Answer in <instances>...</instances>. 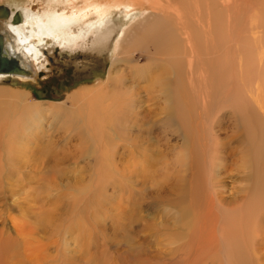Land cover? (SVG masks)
<instances>
[{"label": "rangeland", "instance_id": "rangeland-1", "mask_svg": "<svg viewBox=\"0 0 264 264\" xmlns=\"http://www.w3.org/2000/svg\"><path fill=\"white\" fill-rule=\"evenodd\" d=\"M86 1L77 0L78 8ZM108 1L110 10L102 23L92 12L95 25L91 30L81 32L74 25L64 35V41L53 36L42 40L35 36L30 40L38 60L23 52L36 71V79L0 78V264H227L226 257L232 264L244 260L245 264H264V252L262 258L254 253L250 244L252 233L247 230L251 218L246 205L252 200L249 196L253 172L237 108L220 104L209 122V136L213 134L216 150L224 158L217 169V192L222 210L228 213L224 215L228 218L227 230L230 231L232 220L236 223L230 234L223 231L219 237L218 225L213 232L212 221L205 241L199 244V204L191 202L194 207L183 210L191 200V191L202 195L197 203L208 202L207 175L202 170L194 175L196 179L192 178L190 170L180 168L178 163L186 153L188 137L197 140L199 153L205 154V115L210 116L216 98L221 100L234 91L255 116L245 124L249 131L253 133L258 123L264 126L263 116H258L257 110L260 104L264 106V52L258 54L264 49V43H260L264 36V0H115L119 4ZM59 3L0 0V6L23 17L26 10L40 15L57 12ZM122 13L125 15H118ZM199 18L201 30L207 34L200 31L204 35L202 46L206 48L207 43L209 47L204 58L206 67L202 61L199 64L201 54L196 50L192 53L186 39L189 34L191 40L197 35ZM234 18L242 26L241 41L246 44L256 40V48H249L254 52L250 56H260V60L252 61L251 67L250 62L242 60L246 50H237L239 41L230 40L228 30ZM144 19L159 20L156 23L170 28V36H177L171 40L177 39V47H181L174 66L177 72H172L179 74L180 85L175 90L184 98L183 108L188 115L183 128L165 114L162 92L167 76L158 82L165 57L156 56L151 45L131 50L132 60L128 64L126 57L120 59L123 55H116L122 31L143 23ZM18 46L23 50L19 43ZM134 65L146 70L131 78L128 68ZM155 75L158 77L154 78ZM208 77L212 84L199 85ZM146 80L154 83L147 87ZM100 88H104V96L110 97L102 96L93 104L95 108L90 106L93 121L89 120V129L86 130L81 114L77 115L79 118L69 115L61 120L53 116L50 105L66 104L78 92L90 89L95 93ZM121 99L138 101V111L142 113L152 110L153 117L148 111L149 116L146 114L152 119L145 117L135 122L119 116L116 112L120 107L128 105ZM28 103L40 104L42 115L38 119L25 114ZM110 108L113 114L107 111ZM21 129H26L25 143L17 142V131ZM187 152L195 166L196 154ZM146 161L154 163L153 167L146 166ZM201 165L204 167L203 162ZM165 174L175 176L160 178ZM154 178L160 179L158 186L153 185ZM182 189L188 201L177 198ZM228 235H232L230 239ZM225 238L228 246L222 243ZM241 246L244 250H236Z\"/></svg>", "mask_w": 264, "mask_h": 264}, {"label": "bare ground", "instance_id": "bare-ground-1", "mask_svg": "<svg viewBox=\"0 0 264 264\" xmlns=\"http://www.w3.org/2000/svg\"><path fill=\"white\" fill-rule=\"evenodd\" d=\"M58 1L61 3H59L57 5V7H58L57 12H53L50 14L44 13V14L40 15V14H36V13L29 12L28 10H26L24 17L18 13L13 14L12 11H10L5 6H0V47L2 50V55L4 57H6V59L12 61L9 69H2L0 71V78L13 77V78H17L18 80H21V81H30V80L36 79L35 78L36 77V71H35L32 63L30 62V60L26 56V54H27L34 61L38 60V52L36 51L35 46L30 42V40L33 39V37L35 38V36H36L38 39H41V38H44L46 36H53L57 40H59L60 38H63L65 34L67 36V34L70 33L68 31H70L74 25H75V27H76V25L78 27H80L81 32L84 29L88 30V29L92 28L93 25H95V24H92L93 23L92 22V12H94L95 14L98 15V18H96V19H98L97 21H100L102 23V21H103L102 18H104V15L107 13L108 10H110L109 7L111 6V5H109V3H111V2H109L108 0H106L103 3L101 2V0H99V1H97V0L96 1L95 0H87L86 1L85 0L86 1L85 5L83 7H81V9H79L78 5H77L78 4L77 0H68V1L67 0H58ZM112 2H115V0H112ZM62 3L65 5H63ZM115 3H118V2H115ZM115 3H113V4H115ZM121 7H122V5H121ZM116 9L118 10L119 8H116ZM114 11H115V9H114ZM119 13H121V11ZM110 14L111 13H109V15ZM123 14L125 15V13L118 14V15L122 16ZM105 18H106V16H105ZM180 18L181 17H178L177 19L180 21ZM200 19L201 18H199L197 20V23L201 25L199 28L196 29V31L198 32L197 35H194L193 40H191L192 36L189 34L186 39L188 40L189 50H191L192 53L194 52V50L198 51L201 54V57L198 56L199 57L198 62H199V64H201V61H202L203 66L206 67V63L204 61V58H206V55H208V48L209 47H208L207 43H206V48H203V46H202V44L204 43L202 37L204 35H207V34H206V32L205 33L203 32L204 30H201L202 23L200 22L201 21ZM238 20L239 19L234 18V21H231V22H234V24L230 23L231 28H229V30H228L229 35H230V40H231V42H232V40L237 41V42L239 41L240 44H238V45H240V46L237 48V50L238 49L246 50L243 53H247V54H246L245 58H242V60L246 59V62H250V67H251L252 61L255 60V62H256V61L260 60V56H257V57H255V55L250 56L254 52L251 51L249 48H256L257 43H256V40H254V39L249 41V42H246V44H244V41H241L242 39H240V38L242 37V35H241L242 26L239 24ZM22 22H23V25H20V23H22ZM156 22H160V21L159 20H153V19L147 21L144 19L143 23H140L139 25L137 24L136 26H134L128 30L122 31V34L116 43V47H115L116 48L115 49L116 55L120 56L122 54L123 56H121L119 58L121 59L122 57H126V58H124V61H126L128 64L132 60V54L133 53H131V50L134 51L135 49H137V47L145 48V47H147V45H151L155 50L154 54H156V56L161 54L165 57V59H164L165 64L164 63H163V65L160 64V68H159L160 77L155 75L154 78L158 77V82H159L160 80H164L166 78L165 75L167 76V79L163 81L165 91L162 92L165 95V98H164L165 103L163 102L164 106H165V108H164L165 114L169 119L174 120V122H176V124L179 127L183 128V126L186 125V122L188 120V115L185 112V108H183V106H184L183 99L184 98L182 99L179 96V94L176 92L177 90H175L180 85L179 74L172 72L175 69V67H174L176 65L175 60H178L180 58L181 47L180 48L177 47V43H176L177 39L171 40L173 38V36L175 37V35L170 36V31H171L170 28L167 29V26H164L162 23H156ZM179 23H182V22H179ZM190 27L191 26H189V29H190ZM239 30H240V34L238 33ZM200 31H202L204 33V35H201ZM175 33H177V32H175ZM209 36H207V37L209 38ZM53 37H51V38H53ZM244 39H246V38L244 37ZM62 40L64 41V38L61 39V41ZM196 42L199 44L197 45ZM261 42L264 43V36L261 37L260 43ZM18 43L21 45L23 50L20 49V47L18 46ZM126 44H127V46H126ZM247 46H248V49H246ZM128 47H129V49L131 47V49L129 51H126L125 49H128ZM124 50L126 51V53H124L125 52ZM263 52H264V49H261L260 52H258V54L260 55ZM154 54H152V56ZM238 56H239V54H238ZM202 57H203V60H201ZM146 58L147 59L150 58V60H151L150 56H146ZM236 58L237 57H235V59ZM156 62H153V63L155 64ZM167 62H168V64H167ZM154 64H153V66H154ZM207 65L212 68L211 63H208ZM246 65L247 64H245V66ZM253 65H255V64L253 63ZM139 67L137 65H134V67L132 66V68H128L129 69V76L131 78H132V76H134V74H136V75L141 74L142 75L145 72L146 69L144 67L143 68H139ZM168 68L170 71L168 70ZM192 68H195V65L193 67H191V69ZM260 68H261V66H260ZM113 70H116L115 66H114ZM175 71H176V69H175ZM207 71H208V69H207ZM169 75H171L174 78V80H172L171 79L172 77H169ZM192 76H194V74ZM112 78L113 77L110 74V81H112ZM152 83H154V82H151V80L150 81L146 80L145 86L150 87L152 85ZM200 83L201 84H199V85H202V84L207 85V83L212 84L213 81L211 79H209V77H208V79L206 78V80H202V82H200ZM102 89H104V88H100L95 93H94V91L91 92L90 89L89 90L86 89V90H83L81 93L78 92L74 96L70 97L68 99V101L66 102V104L61 103V105H57V104L50 105V107L53 111V116L56 119L61 120L63 118H66L69 115L77 116V115L81 114V116L85 119V122H86V123H84V126L87 124L86 130L89 129L88 123H90L89 120H92L91 113H92V109H93V108H90V106L92 105V107L95 108V106H93L95 101L101 100L102 96H104ZM129 89H131V86H129ZM212 92H213V90H212ZM126 93H128V92H126ZM131 95H134V94H131ZM108 96L109 95H105L104 97H108ZM187 98H188V94H186L185 100ZM129 99L126 100V102L124 101V99L120 100L122 103H126V104L128 103V105H126L125 107H120V110L116 112V113H118L119 116H121V117L123 116L125 119L127 118L128 121H131V120L135 121L136 119H137L136 121H138V119H141V118L145 119V117H147L146 114L148 116L150 114V116L153 117V115L151 113V111H152L151 108H150L151 111H148V109H147L149 114L147 113V111H144L142 113V112L138 111V105H139L138 103L139 102L135 101V100H129ZM239 99H240V96H237V93H235L234 91L230 92L228 95H225L224 97H222L221 100H218V98H216V100L212 99V100L216 101V104L212 105L211 109L209 110L210 116L207 117L208 115L207 116L205 115V117H206L205 121L207 122L206 124L208 126V128H206V130H205L208 133V136H207L208 137V144L206 147L205 154L199 153V151H198V145L199 144L196 142L197 140L195 141V139H193V137L192 138L188 137V143L186 142L185 145H186V147H187L186 149L188 151L192 152L193 154H196L195 159H194L195 166H194V163H192L189 160V154H188L187 150H185L186 151L185 155L182 157L181 160L179 159L180 161H178V163L180 162V168L186 167V169L190 170V175L192 176V178H195L194 175L197 176V174L200 171L202 172V170L205 172V175H207L206 182H207V186L209 188L210 197H209L207 203H197V202H201L199 199L202 195H197L195 192L191 191V193H192V196L190 195L191 200L188 202V206H186L183 211H189V209H192L191 207H194L195 204H199V206H197L198 211H199L198 215L200 216V218H202L201 223H200L201 226H200V230H199L200 237H201V239L199 240L200 245H201V243H203L205 241L204 236L208 234V230L210 229V227L212 225V221H215V223L213 224V232L216 230V226L218 225L217 227L219 228V231H217V232H219L218 233L219 237H221V234L223 233V231L226 234L227 233L230 234V231L233 229L232 226H234V227L236 226L235 221L232 220L230 231L227 230L228 218L225 217L224 215H228V213H226V210H222L223 209V206H222L223 203H221L219 193L217 192L218 191V188H217V174H218L217 172L218 171H217V169L219 168L218 166H220L224 162V158L222 157V155H220L219 150L218 151L216 150L217 144L214 142L215 138L213 137V134H211L212 137L209 136L210 128L212 129V126L210 125L209 122H210L211 116H213V114L215 113V110H217V107L220 104H225V103H227L226 105L232 104L231 106H235L238 110V114H239L238 116L240 118V120H239L240 128L243 131V138H245L244 140H245V144L247 146L248 152H250L251 168H252V172H253V174H252L253 180H252V185H251L252 188H250V189H252V192H251V195L249 196V198H251V196H252V200L248 201L249 206L246 205V211H247L249 217L251 218V221L248 225V229L245 228V226H244V228H245L244 230L246 231V229H247L250 233H252V235L250 237V239H253L250 243L251 247H252L254 253L260 254L259 257L262 258L261 253L264 252V209H262V208H264V203H263L264 202V126H262V125L260 126V123H258V126L256 129H254L253 133H251L249 131V127L245 126V124L247 125V120L249 121L250 119H252L255 116H253V114L250 112V110L248 108L244 107L241 104L242 102H240ZM24 100L25 99H23V101ZM262 102L264 103V100ZM115 107H116V105H115ZM257 110L259 111V114L257 113L258 116H260L262 114L263 117H261V118L264 119V106L262 104H260L259 107H257ZM25 111H26L25 114H27L28 116H31L33 118L35 117L36 119H38V117H40L42 115V110H41V106L39 103H36V104L28 103L26 108H25ZM107 111L110 112L111 114H113V111L111 108L108 109ZM153 112H155V111H153ZM88 114H89V116H87ZM77 117L79 118V116H77ZM152 117H147V118L152 119ZM95 118H97V117H95ZM111 127L113 129V126H111ZM30 128H31V126H30ZM112 129H111V131H112ZM25 131H26V129L25 130L21 129V130L17 131V139H18L17 142L25 143V141L27 139V137H25L26 136ZM188 135H189V133H188ZM223 149H224V147H223ZM223 149H221V150L223 151ZM41 151H43V150H41ZM213 151H215L216 153L212 156ZM19 161H20V159H19ZM202 162H203L204 167L201 165ZM15 163H18V162L16 161ZM45 164H47V163H45ZM153 164L154 163L146 161V166L149 165L150 167H153ZM21 169H23V168H21ZM45 169H47V168H45ZM14 170H16V169H14ZM11 171H13V168ZM180 171H181V169H179L177 171V173H179ZM175 174L170 175V176H175ZM170 176H168V174L167 175L165 174L164 176H161L160 178L163 177L164 179H167V178H170ZM158 180H160V179L159 178L152 179V182H154L153 185L156 184V186H158L159 185ZM181 181H183V180L181 179ZM202 189H204V188H202ZM178 195L179 196H177V198L179 200H182V201L187 200L188 201V195L183 189L179 190ZM191 202L194 205L191 204ZM190 204H191V206H190ZM243 206H242V208H243ZM226 209H228V208H226ZM260 209H262V210H260ZM45 214L49 215L48 212ZM236 222H237V220H236ZM241 232H243V230H241ZM237 235H238L237 239L240 238L239 234H237ZM230 236H232V235H228L229 239H230ZM214 237L216 238L215 235H214ZM219 240H220V238H219ZM243 240H245V239H242L241 242H244ZM226 242H228V239L227 238L223 239L222 243L225 244L226 246H228V244H230V243L229 242L226 243ZM236 250H244V248H243V246H241V247H237ZM129 255L131 257L133 256L131 254V252H129ZM226 261H227V264H232L228 257H226ZM244 261L242 263L234 262L233 264H245ZM67 262H69V261H67Z\"/></svg>", "mask_w": 264, "mask_h": 264}, {"label": "water", "instance_id": "water-1", "mask_svg": "<svg viewBox=\"0 0 264 264\" xmlns=\"http://www.w3.org/2000/svg\"><path fill=\"white\" fill-rule=\"evenodd\" d=\"M11 63H12V61L6 59V57H4V56L2 55V50H1V47H0V71H1L2 69H9Z\"/></svg>", "mask_w": 264, "mask_h": 264}]
</instances>
